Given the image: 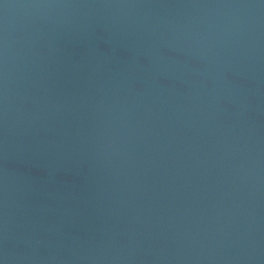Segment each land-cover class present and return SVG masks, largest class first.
Returning a JSON list of instances; mask_svg holds the SVG:
<instances>
[{
  "label": "water",
  "instance_id": "95a60500",
  "mask_svg": "<svg viewBox=\"0 0 264 264\" xmlns=\"http://www.w3.org/2000/svg\"><path fill=\"white\" fill-rule=\"evenodd\" d=\"M0 264H264V0H0Z\"/></svg>",
  "mask_w": 264,
  "mask_h": 264
}]
</instances>
